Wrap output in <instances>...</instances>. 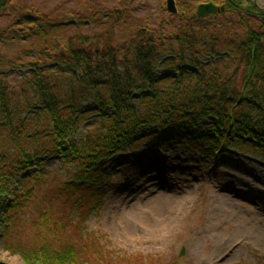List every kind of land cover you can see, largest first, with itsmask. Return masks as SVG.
Returning a JSON list of instances; mask_svg holds the SVG:
<instances>
[{"label": "trees", "instance_id": "obj_1", "mask_svg": "<svg viewBox=\"0 0 264 264\" xmlns=\"http://www.w3.org/2000/svg\"><path fill=\"white\" fill-rule=\"evenodd\" d=\"M174 1L176 15L165 12L156 30L117 44L115 30L129 17L119 5L70 13L77 26L100 27L89 37L27 0H0V18L9 19L0 40L30 43L18 62L0 58V240L25 264L116 263L94 234L76 226L75 241L65 229L83 207L99 205L106 174L94 164L120 149L228 147L264 158V10L252 0ZM208 2L223 10L198 18L197 5ZM10 67L25 72L11 80ZM159 68L174 74L158 77ZM55 154L85 182L56 184L41 169ZM28 227L34 240L54 238L14 242Z\"/></svg>", "mask_w": 264, "mask_h": 264}, {"label": "rangeland", "instance_id": "obj_2", "mask_svg": "<svg viewBox=\"0 0 264 264\" xmlns=\"http://www.w3.org/2000/svg\"><path fill=\"white\" fill-rule=\"evenodd\" d=\"M252 1L264 10V0ZM97 2L103 11L118 5L129 11L115 30L117 44L139 29L156 30L166 12L164 0H27L52 18L63 17L75 26L70 34L89 37L100 27L92 28L88 22L77 26L70 13L85 6L91 11ZM8 22L0 18V30ZM29 46L15 39L0 40V58L18 62L19 53ZM6 72L12 80L25 71L10 67ZM168 74L174 72L157 70L158 77ZM95 119L91 114L79 134ZM44 160L41 169L57 178L56 184L71 179L74 184L85 182L72 174L75 166L63 164L57 154ZM94 166L106 174L96 185L100 203L94 210L83 207L79 216L70 214L74 222L65 234L72 240L79 241L76 226L94 234L115 257V264H264V158L228 147L199 154L184 145L148 150L139 144L133 150L120 149ZM55 207L60 214L62 205ZM27 215L21 217L27 220ZM34 230L28 227L21 236L13 234V241L34 246L44 243L41 238H54L47 233L34 240ZM0 264L25 263L17 253L5 250L0 240Z\"/></svg>", "mask_w": 264, "mask_h": 264}, {"label": "water", "instance_id": "obj_3", "mask_svg": "<svg viewBox=\"0 0 264 264\" xmlns=\"http://www.w3.org/2000/svg\"><path fill=\"white\" fill-rule=\"evenodd\" d=\"M164 9L170 14V15H176L177 14V8L174 0H165V6ZM223 10V7H218L217 5L213 4L212 2L208 3H201L197 5L195 10V15L198 18H203L207 15L215 14L219 11Z\"/></svg>", "mask_w": 264, "mask_h": 264}]
</instances>
